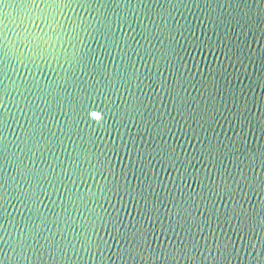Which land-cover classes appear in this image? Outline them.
Wrapping results in <instances>:
<instances>
[{
	"label": "water",
	"instance_id": "obj_1",
	"mask_svg": "<svg viewBox=\"0 0 264 264\" xmlns=\"http://www.w3.org/2000/svg\"><path fill=\"white\" fill-rule=\"evenodd\" d=\"M0 264H264V0H0Z\"/></svg>",
	"mask_w": 264,
	"mask_h": 264
}]
</instances>
